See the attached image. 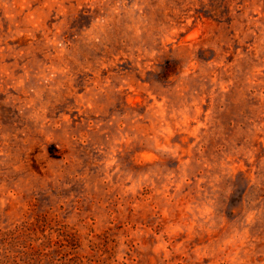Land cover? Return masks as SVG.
Segmentation results:
<instances>
[{"label": "rangeland", "instance_id": "rangeland-1", "mask_svg": "<svg viewBox=\"0 0 264 264\" xmlns=\"http://www.w3.org/2000/svg\"><path fill=\"white\" fill-rule=\"evenodd\" d=\"M0 264H264V0H0Z\"/></svg>", "mask_w": 264, "mask_h": 264}]
</instances>
